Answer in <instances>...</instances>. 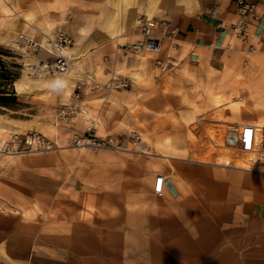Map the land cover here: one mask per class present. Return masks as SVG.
I'll use <instances>...</instances> for the list:
<instances>
[{
  "label": "crops",
  "instance_id": "crops-1",
  "mask_svg": "<svg viewBox=\"0 0 264 264\" xmlns=\"http://www.w3.org/2000/svg\"><path fill=\"white\" fill-rule=\"evenodd\" d=\"M235 1L18 0L24 15L15 31L39 38L61 25L76 39L75 52L87 55L84 56L85 69L92 71L97 81H106L123 68L125 56L121 46L143 37L137 24L138 14L168 18L178 28L176 41L165 39L161 53L151 52V56L145 53L147 58H138L137 93L145 96L147 86L152 84L144 86L142 81L148 82L150 74L156 77L161 73L163 77L168 76L166 82L175 89H188L194 86L195 78L207 80L210 70H226L222 64H226L224 58L228 53H246L244 45L238 41L232 43L233 49H226L230 41L226 24L238 19ZM251 1L256 3V8L249 27V39L256 43L264 37V0ZM38 4L44 6L46 12L36 13L34 6ZM207 5L219 7L217 18L202 15ZM86 27L90 31L84 34ZM260 52L264 53V44ZM169 56H172L173 66L161 72L156 60L168 61ZM105 58L110 60H103ZM98 72H103L104 78L97 77ZM76 78L68 79L63 90ZM155 81L157 83L159 78ZM101 84L105 90L99 89L79 100L83 108L91 109L92 115L98 117V136L102 127L106 132L114 130L105 101L109 97L123 98L125 92H135L134 86L109 94L107 84ZM157 97L145 100L151 104L182 100L181 96L172 100ZM92 100L104 102L98 108L87 106ZM73 101L70 96L68 102ZM81 115L84 116L81 113L74 123L66 125L72 127L71 130L85 133L88 123ZM167 160L172 168H169V174L163 173L166 177L164 198L146 191L137 201L131 195L130 200L123 201L120 206L106 199L104 207L109 216L97 218L98 210H101L97 203L95 217L86 222L87 218L82 215L81 220H73L74 224L66 219L70 214L64 212V215H56L54 220L63 222L64 227L72 224L74 229L47 231L45 240L40 241L26 231L24 248L18 245L16 221L11 222L9 228L0 225V264H35L42 252V264H54L53 261L57 264H264V170L217 161L171 157ZM89 243H92L93 251L83 253L82 247ZM64 245L69 249L72 261H63L67 256L61 248ZM73 245L76 250L71 247ZM35 247L37 251H34Z\"/></svg>",
  "mask_w": 264,
  "mask_h": 264
},
{
  "label": "rangeland",
  "instance_id": "rangeland-1",
  "mask_svg": "<svg viewBox=\"0 0 264 264\" xmlns=\"http://www.w3.org/2000/svg\"><path fill=\"white\" fill-rule=\"evenodd\" d=\"M17 1L0 0L1 55L19 74L14 83L17 103L11 107L0 106V127L3 126L5 129L3 139H7L12 131L37 130L55 142L50 149L14 154L0 153V225L9 228L11 222H17L19 248L26 245L23 237L26 231L33 233L36 240L40 241L45 240L47 231L53 233L57 230L74 229L75 226L72 224L64 227L63 222L54 220L56 215H64V212L70 214L67 220L77 221V218L81 220L83 215L88 222L89 218L95 217L97 203L98 209H101L98 210L97 218L109 216L104 207L106 199L120 206L123 201L130 200L129 196L134 195L133 200L137 201L138 196L144 195L146 191L164 198L165 185L159 194L156 192V184L159 175L170 173L169 168L172 167L168 164L169 157L201 162L217 161L254 169L249 164L250 153L234 148L235 140L230 132L226 131V126L233 128L235 123L224 124L219 120L257 121L262 119L260 116H264V53L260 52L264 37L256 43L250 42V39L248 43H243L236 37L229 36L230 41L226 49H233L232 43L238 41L244 45L243 50L246 53L233 55L228 53L224 58L226 64H222L226 70L212 69L207 74L209 77L207 80L195 78L194 86L188 89L185 87L175 89L176 87L166 82L168 76L163 77L161 73L157 74L159 81L156 83V77L150 74L148 82L142 81L144 86L147 83L152 84L147 86L145 96H139L137 93L139 78L136 70L138 58L151 56V52L133 51L129 48L131 43L122 45L125 56L122 59L123 68L117 70L118 75L106 81L99 80L103 84L111 83L115 77L128 81L126 87L108 90L109 94L135 86V92H125L123 98L109 97L105 101L114 130L106 132L102 127L98 134L100 137H117L120 147L118 149L75 147L71 143L73 135L83 134L84 131L78 132L73 129L72 131V127L66 125L67 123L58 121L57 110L68 102L70 96L79 90L77 88L79 86L82 99L99 89H105L101 84L99 88L91 90L92 80L96 79L92 71L85 69L84 56L87 55L82 56L81 53L75 52L76 39L70 34L74 39L72 46L76 57L70 71L60 75L39 72L37 67L47 54L43 51L41 53L25 51L20 46L19 30L16 32L15 29L19 28L24 13ZM34 11L44 13L46 8L38 4L34 6ZM57 26L59 28L52 30L51 33H43L44 37L38 38L33 35L45 41L47 36L65 31L61 25ZM89 29L86 27L83 33H89ZM249 44H253L254 49L250 50ZM106 58L103 60L106 61ZM157 67L161 72L170 69L158 65ZM79 70L80 76L77 73ZM103 72H98L97 77L105 76ZM76 76L75 81L69 83L70 87L64 91L62 86L68 79H74ZM222 81L227 83L223 84ZM178 96L182 97L179 103L169 101L163 104L157 101L151 104L146 101L155 97L159 99L167 97L168 100H172ZM229 96H233L232 102L226 98ZM102 102L104 100H92L86 105L98 108ZM239 103L240 106L247 103L250 112L245 115L235 114L233 110L239 107ZM86 110L85 120L92 115L91 109ZM85 123H88V120ZM144 143H147V149ZM66 245L61 246L63 253L67 255L63 261L69 262L73 258L69 256ZM71 247L76 250L75 245ZM37 248L35 247L34 251H37ZM82 248L83 253L93 251L92 243ZM42 254L35 264L44 262ZM42 257L46 258L44 255Z\"/></svg>",
  "mask_w": 264,
  "mask_h": 264
},
{
  "label": "built area",
  "instance_id": "built-area-1",
  "mask_svg": "<svg viewBox=\"0 0 264 264\" xmlns=\"http://www.w3.org/2000/svg\"><path fill=\"white\" fill-rule=\"evenodd\" d=\"M236 14L238 19L226 24L228 35L236 37L243 43L249 42L250 31L249 27L255 17L256 3L251 0H236ZM220 10L217 5L205 6L202 10V15L211 18H217ZM137 24L140 28L142 38L129 44V48L133 51L149 50L154 53H161L164 50V40L170 39L176 41L178 28L168 18L149 17L146 14L140 13L137 17ZM18 42L25 51L39 52L47 54L41 60L37 67L39 72L46 75H60L67 72L74 64L76 59L73 52L74 39L65 31H59L55 35L47 36L45 41L39 40L35 36L19 33ZM68 48V49H67ZM249 49H254L253 44H249ZM67 50H70L69 53ZM156 63L161 68H171L173 66L172 56H169L168 61L161 58L156 60ZM126 79L115 77L111 83L106 85L107 90L113 91L126 87L128 85ZM101 83L92 80L91 87L98 88ZM72 94L73 102L65 103L59 107L56 112V119L60 122L74 123V119L84 111L80 105L81 87ZM88 127L85 133L73 135L71 143L75 147H93L114 148L120 147L117 137L107 136L100 137L96 130L98 127V117L89 115L87 117ZM235 140L234 148H238L242 152L256 155L264 158V128L251 122L236 124L230 132ZM54 141L37 130L27 132L12 131L7 139L0 140V153L14 154L25 151L50 149L54 145ZM147 149V143L143 144ZM165 175H159L156 184V191L162 193L165 185Z\"/></svg>",
  "mask_w": 264,
  "mask_h": 264
},
{
  "label": "trees",
  "instance_id": "trees-1",
  "mask_svg": "<svg viewBox=\"0 0 264 264\" xmlns=\"http://www.w3.org/2000/svg\"><path fill=\"white\" fill-rule=\"evenodd\" d=\"M1 53L0 48V106L11 107L18 99L14 83L19 74Z\"/></svg>",
  "mask_w": 264,
  "mask_h": 264
},
{
  "label": "bare ground",
  "instance_id": "bare-ground-1",
  "mask_svg": "<svg viewBox=\"0 0 264 264\" xmlns=\"http://www.w3.org/2000/svg\"><path fill=\"white\" fill-rule=\"evenodd\" d=\"M4 4V3H3ZM124 12V11H123ZM119 14V13H118ZM124 15V14H123ZM117 21V20H116ZM130 23H131V21H130ZM172 42V41H171ZM68 49V48H67ZM69 53H71V51L70 50H67ZM145 51H149V50H145ZM151 52V51H150ZM78 62H80V61H78ZM76 64V63H75ZM80 65V64H79ZM71 69V68H70ZM70 69L67 71V72H69L70 71ZM80 69V68H79ZM64 74V73H63ZM73 77V76H72ZM71 77V78H72ZM59 80H61V78H59V77H57ZM56 78V79H57ZM51 79V78H50ZM57 79V80H58ZM56 81V80H55ZM17 87V86H16ZM19 87V86H18ZM17 87V88H18ZM234 92V91H233ZM232 92V93H233ZM236 92V91H235ZM234 92V93H235ZM237 93V92H236ZM235 93V94H236ZM71 95V93L69 94V96ZM234 95V94H233ZM232 97L233 96H229V97H226L229 101H231L232 102ZM236 102V101H235ZM242 101H240V103H241ZM240 103H239V107L237 106L234 110H233V112L235 113V114H243V115H245V113H247V112H250L249 111V109H248V106L246 105V104H243V106H240ZM234 107H235V105H233ZM250 106V105H249ZM231 108V107H230ZM230 110V109H229ZM232 112V111H231ZM83 113V115H87V110L86 109H84V111L82 112ZM82 116V115H81ZM82 117H84V116H82ZM260 118H262V119H260V120H257V121H253V120H248V121H240V122H228V121H226V120H219L220 122H222V123H224V124H229V123H235V125L236 124H243V123H247V122H251V123H255V124H257V125H259V126H261V127H263L264 128V116H260ZM83 120V119H82ZM81 120V121H82ZM87 120V119H86ZM233 125V124H232ZM3 127V126H2ZM2 127H0V140L3 138V132L5 131V129L4 128H2ZM223 128V127H222ZM233 128H231V127H229V126H226V131H228V132H231V130H232ZM193 133V132H192ZM249 157H248V160H249V164L251 165V166H253L254 167V169H264V168H262V167H264V158H260V157H258V156H256V155H253V154H250V155H248Z\"/></svg>",
  "mask_w": 264,
  "mask_h": 264
}]
</instances>
